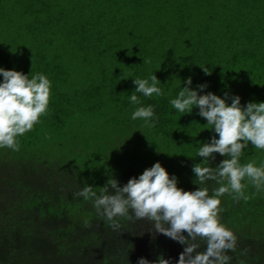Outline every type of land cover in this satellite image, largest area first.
Masks as SVG:
<instances>
[{
	"label": "trees",
	"instance_id": "obj_1",
	"mask_svg": "<svg viewBox=\"0 0 264 264\" xmlns=\"http://www.w3.org/2000/svg\"><path fill=\"white\" fill-rule=\"evenodd\" d=\"M0 67L52 83L49 113L18 151L0 149V264H137L161 254L175 264L185 246L151 221L117 217L113 229L73 194L110 177L123 186L156 162L178 187L197 189L196 152L214 132L198 109L183 115L169 99L191 77L192 89L207 84L199 94L264 102V0H0ZM151 74L164 95L140 96L155 106L150 128L131 119L128 96L133 78ZM214 155L213 167L225 159ZM261 160L249 144L241 163ZM245 192L246 201L221 197V222L237 236L230 264H264V191L249 183Z\"/></svg>",
	"mask_w": 264,
	"mask_h": 264
},
{
	"label": "clouds",
	"instance_id": "obj_2",
	"mask_svg": "<svg viewBox=\"0 0 264 264\" xmlns=\"http://www.w3.org/2000/svg\"><path fill=\"white\" fill-rule=\"evenodd\" d=\"M0 76L3 77L0 82V149L18 151V138L32 131L40 118L49 113L52 83L43 73L25 75L3 67H0ZM132 82L135 90L128 101L137 107L131 119L155 127V106H144L140 96H163L160 81L151 74L147 78L135 77ZM184 83V87L179 85L175 97L169 99L171 108L183 115L198 109V115L207 121L204 129L214 132L209 141L199 143L196 152L197 157L204 158L192 167L197 189L185 191L178 187V178L170 176L165 167L156 162L123 186L110 177L103 187L86 184L73 195L90 201L98 214L112 222L113 229L119 227L117 217L151 221L156 233L185 246L175 264H230L232 257L228 252L236 250L237 236L221 222V197L227 193L236 201H246L249 197L245 189L249 183L257 192L264 191V160L241 163L249 144L264 151V102L242 105L240 96L234 95L229 104L228 93L224 98L212 92L199 94L207 84L192 89L191 77ZM216 153L225 159L213 167L210 160H215ZM209 181L220 185L213 188L211 194ZM200 241H203L202 251ZM137 264L172 262L161 254L155 261L140 257Z\"/></svg>",
	"mask_w": 264,
	"mask_h": 264
}]
</instances>
